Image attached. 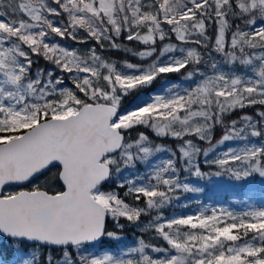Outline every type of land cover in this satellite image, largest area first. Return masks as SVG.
<instances>
[{
  "label": "snow or ice",
  "instance_id": "snow-or-ice-1",
  "mask_svg": "<svg viewBox=\"0 0 264 264\" xmlns=\"http://www.w3.org/2000/svg\"><path fill=\"white\" fill-rule=\"evenodd\" d=\"M225 176L264 194V0H0V264H264V196L165 215Z\"/></svg>",
  "mask_w": 264,
  "mask_h": 264
},
{
  "label": "rangeland",
  "instance_id": "rangeland-1",
  "mask_svg": "<svg viewBox=\"0 0 264 264\" xmlns=\"http://www.w3.org/2000/svg\"><path fill=\"white\" fill-rule=\"evenodd\" d=\"M163 84L164 81L154 91H159L163 87ZM230 144L236 146V142H230ZM198 186L204 187L205 190L201 193L190 194L182 200L180 205L175 206L180 208L179 212L176 214L194 213L197 212L201 206L208 207L209 209L223 206L232 211L239 212L244 209L245 203L248 201L249 197H252L256 204H260L262 196H264V194L260 192V186L258 184L252 186V191L245 194L242 191L247 187H238L237 182L230 181L226 176L214 177L211 181H200ZM183 203H187L188 207H183ZM134 239H126L125 242L131 245Z\"/></svg>",
  "mask_w": 264,
  "mask_h": 264
},
{
  "label": "trees",
  "instance_id": "trees-1",
  "mask_svg": "<svg viewBox=\"0 0 264 264\" xmlns=\"http://www.w3.org/2000/svg\"><path fill=\"white\" fill-rule=\"evenodd\" d=\"M124 43H129V42L124 41ZM74 46H76V47H82V46H79V45H74ZM129 46H134V45H132L131 43H129ZM83 47H86V46H83ZM109 55H111L114 59H117V60H123V59H125V57L123 56L122 53L113 52V53H110ZM127 59H132V58H131V57H127ZM133 62H136V61L133 60ZM39 66L43 67V66H44V62L41 61ZM166 79L176 80V81L178 80V81H179V80L182 79V77H181L179 74H170V76L167 77ZM162 82H163V80L158 79L156 82H154V84L152 85V88H151V89H145V90H143L144 93L147 94V93H150V92L156 90L157 87H158L159 85H161ZM134 98H135V97H129L128 100L125 102L124 107H125V108L128 107V106H129V103H130ZM247 111L252 112L253 110H252V109H248ZM141 130H144V129H141ZM148 134H149V136H152V133H151V132H149ZM220 135H221V133H220L219 131H217V133H216V135H215V139L213 140V143H215V141L218 140V139L220 138ZM161 142L166 143V144H169V145H172V144L174 143V142L171 141V140L157 141V143H161ZM201 146H202V147H207V145H201ZM205 168H206V166H205ZM206 170H207V169H206ZM49 175H51V174H49ZM41 179L43 180V178H41ZM250 191H252V188H246V189L243 190L242 192L245 193V194H247V193L250 192ZM179 210H180V208H178V207H172V208H169V209H167V210L165 211V215H173V214H176V213L179 212ZM142 219H145V218L142 217ZM137 234H138V233H135L134 230L129 229V230H127L126 233H125V235H126V239H134V238H135V235H137Z\"/></svg>",
  "mask_w": 264,
  "mask_h": 264
}]
</instances>
